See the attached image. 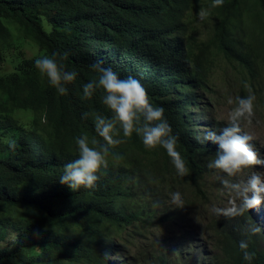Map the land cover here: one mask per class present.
Listing matches in <instances>:
<instances>
[{"label":"trees","instance_id":"16d2710c","mask_svg":"<svg viewBox=\"0 0 264 264\" xmlns=\"http://www.w3.org/2000/svg\"><path fill=\"white\" fill-rule=\"evenodd\" d=\"M211 4L0 0V264H248L238 245L252 222L261 233L251 237V264H264V226L253 209L236 218L211 212L202 180L218 146L202 143L201 129V120H209L210 130L225 126L202 105L204 95L217 101L211 79L216 56L240 68L233 83L225 77L230 93L258 92L264 0ZM201 8L210 12L205 34H199ZM23 38L40 54L4 57ZM53 52L64 57L67 71L78 73L63 96L34 66L36 58ZM98 61L121 79H138L150 102L164 108L189 168L186 177L177 175L165 149H146L135 133L124 138L117 129L123 142L112 151L123 159L110 160L94 188L72 191L59 182L64 165L78 156L75 140L96 136L93 115H112L102 90L82 99L83 84L98 75L89 66ZM8 64L12 68L5 70ZM182 184L194 189V197L182 192ZM173 192L181 193L183 208L171 204ZM189 218L204 226L189 225ZM114 250L122 255L111 261Z\"/></svg>","mask_w":264,"mask_h":264},{"label":"clouds","instance_id":"9594fccd","mask_svg":"<svg viewBox=\"0 0 264 264\" xmlns=\"http://www.w3.org/2000/svg\"><path fill=\"white\" fill-rule=\"evenodd\" d=\"M222 5L223 0H212L210 7ZM197 16L204 22L209 18L210 12L207 8H201ZM63 59L59 53L53 52L34 61L35 68L61 96L67 94V85L74 82L78 75L76 71L66 70ZM89 68L98 75L83 84L82 99L88 100L98 90H102V103L112 115L110 118L99 113L93 115L96 136L90 138L85 134L75 140L78 156L64 165L59 182L67 185L72 191L81 187L94 188L99 179L97 173L102 169L106 171L110 160L112 163H118L123 159L119 153L112 151L123 142L116 138L119 135L117 129L122 130L124 138H129L135 133L146 149L157 146L165 149L177 175L186 177L189 168L177 151L178 137L172 134V128L164 116V108L154 106L150 102L142 83L133 76L121 79L114 70L103 67L99 61L91 64ZM254 101L255 95L251 91L245 97H236L235 100L229 98L228 105L234 106L228 111V123L219 131L208 130L202 140V143L210 141L218 146L207 167L223 174L218 175V179L223 189L231 194L227 206H212L211 212L217 218L241 217L249 210L258 208L264 201V177L253 173L243 182L234 183L231 179L245 169L264 167V158H261L252 143L254 137L246 133L241 134V121L247 120L250 123L254 116ZM89 115L90 113L85 112L82 118L87 119ZM8 146L15 149V141L10 140ZM170 202L174 208L185 206L180 192H173ZM243 232L246 238L241 239L238 246L243 260L251 264L255 257V253L249 251L251 237L261 233V229L252 222L244 227Z\"/></svg>","mask_w":264,"mask_h":264},{"label":"rangeland","instance_id":"374dc122","mask_svg":"<svg viewBox=\"0 0 264 264\" xmlns=\"http://www.w3.org/2000/svg\"><path fill=\"white\" fill-rule=\"evenodd\" d=\"M198 26L200 29L199 34H205L209 31V28L206 27V24L204 22L199 21ZM14 45L15 47L10 51L3 52L4 57L11 56L17 61L22 58L32 57L40 54L38 46L31 40L25 38L18 39ZM9 65L10 64L5 65L4 69L10 70V68H12V65ZM239 72V66H234L233 64L223 59V57L216 56L212 69L211 79L212 84L217 87V101L208 99L205 95L202 97V105L206 106V110L208 111L209 116L213 118L216 124L221 122L226 126V124L228 123V111L231 107L234 106L228 105L227 100L229 98L235 100L236 97H239L238 95L230 93L228 91L229 88L231 89V87L225 86V77L227 75H231L232 78L230 82L233 83L239 76ZM260 78H262L260 84L257 83L258 92L255 93L254 116L251 118L250 123L247 120L241 121V134L246 133L254 137L252 143L254 144L255 149L260 153L261 158H264V61L263 74ZM208 121L201 120V129L205 133L211 128L208 125ZM253 173L264 177V167L254 166V168L245 169L241 174L231 178L232 182H243L248 178V176ZM218 175L222 176L223 174L218 173V171L215 169H210L202 180V189H204L206 194L212 198L209 204L211 207L214 205L217 207L227 206V201L231 198V194L223 189L220 180L218 179ZM181 189L188 198L194 197L195 191L192 187L188 188L185 184H182ZM249 196H251V193H249ZM253 211L254 214L262 220L261 224L264 226V201H262L258 208L253 209ZM197 215L198 212L197 214L195 213V218H197ZM188 223L189 225L192 224L198 228H202L204 226V223L199 219H195V221L192 222L191 218H189ZM112 253L113 254L111 256L107 257L111 261H113L117 257L120 258V255H122L121 251L116 252V250H114V252Z\"/></svg>","mask_w":264,"mask_h":264},{"label":"bare ground","instance_id":"6f19581e","mask_svg":"<svg viewBox=\"0 0 264 264\" xmlns=\"http://www.w3.org/2000/svg\"><path fill=\"white\" fill-rule=\"evenodd\" d=\"M7 43V42H6ZM8 46V45H7ZM10 46V45H9ZM14 47V46H13ZM16 50V49H15Z\"/></svg>","mask_w":264,"mask_h":264}]
</instances>
